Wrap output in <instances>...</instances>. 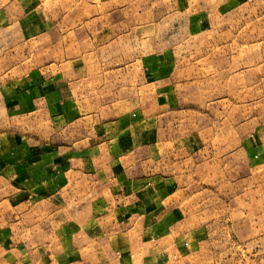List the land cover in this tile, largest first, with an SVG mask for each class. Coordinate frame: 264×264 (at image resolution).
I'll use <instances>...</instances> for the list:
<instances>
[{
    "label": "rangeland",
    "instance_id": "1",
    "mask_svg": "<svg viewBox=\"0 0 264 264\" xmlns=\"http://www.w3.org/2000/svg\"><path fill=\"white\" fill-rule=\"evenodd\" d=\"M0 6V230L8 228L7 239L17 242L14 215L24 220L25 210L10 198L38 179L45 186L37 192L62 193L70 212L93 206L92 195H116L121 208L142 203L182 227L204 226L213 264H264V0ZM39 93L45 103L34 108L42 111L29 116V98ZM54 147H66L70 160L62 187L60 177L40 181L42 173L54 180L60 167L44 164L43 152L59 153ZM16 252L1 250L0 264H14Z\"/></svg>",
    "mask_w": 264,
    "mask_h": 264
},
{
    "label": "crops",
    "instance_id": "2",
    "mask_svg": "<svg viewBox=\"0 0 264 264\" xmlns=\"http://www.w3.org/2000/svg\"><path fill=\"white\" fill-rule=\"evenodd\" d=\"M229 1L245 3L243 0ZM12 3L14 8H26L25 4L20 7L17 6L19 2L17 5L15 2ZM2 9L5 8L0 6V24H3L5 19V16L4 19L2 17L4 14ZM33 20L39 23L36 19ZM47 70L45 69L46 72ZM58 86L62 85L59 83ZM52 87L56 90L53 83ZM29 101L31 107L29 116H38L42 109L34 107L36 105L41 107L45 99L39 93L35 97L31 96ZM65 101L66 106L69 102ZM53 105L49 108L48 114H53ZM45 114L43 111L42 115ZM63 148L66 147L58 149V154L52 151L43 152V155H47L44 164L48 162L50 165L60 167L52 173L54 180L48 179L42 173L40 181L52 184L60 177V187L67 184L68 176L64 171L70 169V160ZM51 154L55 155L50 157ZM3 161L1 157L0 164ZM31 182H28L29 193H25V187L19 186L20 193L10 198L16 202V209L25 205V210L20 213L24 220H21L18 213H15V208L13 209L14 220L18 219L13 223V230L18 235L17 242L7 239L10 232L8 228L0 230V251L19 252L14 264H213L210 231L207 232V239L204 226L198 224L186 228L184 223L182 227L180 222L169 220V213L148 212L145 209L146 205L142 203L138 207L131 205L136 207L134 211L131 207L121 208L116 205L118 202L116 195L108 196L106 201L100 197L101 195H92L93 206H81L75 213L70 212L69 202L67 203L62 193L52 194L47 190L45 193H38L36 187L41 188L45 185L42 183L38 185L39 180L35 179L33 187ZM102 202L105 205H102ZM140 202H145V198ZM136 213H140V218H136L134 215ZM258 215L259 211L253 216ZM38 219L45 221L38 223ZM106 219H111L112 228H102L101 224ZM47 223L49 226L45 227ZM120 223L123 225L120 226ZM132 233L134 235L131 236ZM170 246L175 253L173 259H177L179 254L178 261L170 259ZM199 249L204 251L202 255H199Z\"/></svg>",
    "mask_w": 264,
    "mask_h": 264
},
{
    "label": "built area",
    "instance_id": "3",
    "mask_svg": "<svg viewBox=\"0 0 264 264\" xmlns=\"http://www.w3.org/2000/svg\"><path fill=\"white\" fill-rule=\"evenodd\" d=\"M244 2H254V1H257V0H243Z\"/></svg>",
    "mask_w": 264,
    "mask_h": 264
}]
</instances>
